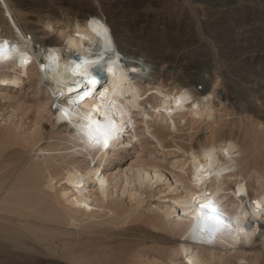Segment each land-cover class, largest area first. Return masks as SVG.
Instances as JSON below:
<instances>
[{
	"label": "bare ground",
	"instance_id": "bare-ground-1",
	"mask_svg": "<svg viewBox=\"0 0 264 264\" xmlns=\"http://www.w3.org/2000/svg\"><path fill=\"white\" fill-rule=\"evenodd\" d=\"M90 2L64 0L63 15L50 7L25 33L0 0V43L8 41L0 59V264H225L233 253V263L264 264V207H256L264 206V176L248 174L246 131L216 137L217 118L230 113L214 99L228 100L229 86L221 79L220 94L216 82L194 89V73L174 74L163 52L152 61L154 47L142 40L125 44ZM98 57L109 76H97L104 98L97 91L69 104L76 62ZM24 88L33 101L19 94ZM100 103L117 126L107 149L90 145L83 119L103 122ZM262 121L252 126L263 130ZM218 199L222 226L197 205Z\"/></svg>",
	"mask_w": 264,
	"mask_h": 264
},
{
	"label": "rangeland",
	"instance_id": "rangeland-1",
	"mask_svg": "<svg viewBox=\"0 0 264 264\" xmlns=\"http://www.w3.org/2000/svg\"><path fill=\"white\" fill-rule=\"evenodd\" d=\"M62 1L64 0H6L15 21L25 33L28 24H37L36 21L41 15L50 14L48 12L50 7L56 14L61 12L63 15L66 11L61 4ZM89 1L106 18L113 30L116 32L118 29L122 30L125 44H137V41L142 40L140 42L154 47L151 50L153 55H148L152 61L162 59L163 53L168 54L167 64L174 62V74H183L185 70L194 73L198 78L193 85L194 89H200L207 82H216L215 90L220 94L225 85L226 88L229 86L227 90L231 95L229 94L228 100L214 99V107L221 109L219 113H230L225 116L222 114L220 119L217 118L216 122L220 129L216 137L222 139L225 134L237 133L234 137L239 139L241 134L246 133L248 142L245 153L249 154L246 158L248 174L255 178L257 174L255 171H261L264 176V129L258 131L255 128L258 119L264 121V0ZM136 13L142 15L137 18ZM115 38L117 39L116 36ZM216 74L222 75L223 78ZM212 75L214 80L216 78L215 81H212ZM221 79L225 80L223 81L225 85L222 84ZM19 94H23L27 101L34 100L35 92L31 89L24 88ZM239 106L245 110L241 111ZM27 116L33 117L32 111H29ZM42 123L49 124L44 120ZM205 126L203 122L191 130L194 138L201 137L205 132ZM188 131L183 132V137H187ZM166 158L170 159V157ZM132 159L134 157H129L126 163ZM250 185L254 187L255 181H251ZM6 192V189L0 190V201ZM155 197L157 195L151 198ZM13 221L24 223L17 218ZM236 255L237 253H233L226 259L228 262L225 264H237L232 262Z\"/></svg>",
	"mask_w": 264,
	"mask_h": 264
},
{
	"label": "snow or ice",
	"instance_id": "snow-or-ice-1",
	"mask_svg": "<svg viewBox=\"0 0 264 264\" xmlns=\"http://www.w3.org/2000/svg\"><path fill=\"white\" fill-rule=\"evenodd\" d=\"M8 50V41L5 40L0 43V59L5 58L6 52ZM43 69V65H41ZM105 70L104 63L102 62V58H97L96 60H88L85 59L83 62H76L75 69L72 70L73 76L77 77V81L74 85L68 86V94L69 97H72L75 94V98H70L68 100L69 104H79L80 101H85L90 96L95 98V93L99 91L100 98L103 99L105 96V92L107 89L103 91L100 90L97 86L100 81L97 79L96 73H101ZM107 71L109 73H113L114 69L111 65L107 67ZM135 71V69H133ZM82 81V83H81ZM90 86V87H89ZM104 108L102 103L95 105L94 112L103 117V122L101 120L93 119L92 114H88L83 117L87 121L85 127L88 129V139L90 145L93 147H103L107 149L110 144V140L115 136L117 132L116 121L114 119V113L101 109ZM64 115H68L67 112ZM239 195V191L236 193ZM257 209H262V204L260 202H256ZM204 209L210 210L213 215H209L206 217L208 221H210L213 225L222 226L224 224L223 219L219 215V210L216 207L215 203L212 200H208L206 203L200 204V210L203 212ZM215 229H213L214 231ZM243 232V229H240ZM191 264V261H189Z\"/></svg>",
	"mask_w": 264,
	"mask_h": 264
},
{
	"label": "clouds",
	"instance_id": "clouds-1",
	"mask_svg": "<svg viewBox=\"0 0 264 264\" xmlns=\"http://www.w3.org/2000/svg\"><path fill=\"white\" fill-rule=\"evenodd\" d=\"M213 202L215 203V205H216V207L218 208V210L220 211V212H223L224 213V211H223V208L220 206V204L216 201V200H213ZM202 212V211H201ZM200 212V213H201ZM197 224H201V221H199Z\"/></svg>",
	"mask_w": 264,
	"mask_h": 264
},
{
	"label": "built area",
	"instance_id": "built-area-1",
	"mask_svg": "<svg viewBox=\"0 0 264 264\" xmlns=\"http://www.w3.org/2000/svg\"><path fill=\"white\" fill-rule=\"evenodd\" d=\"M99 74H100V73H96V76H98V77H99Z\"/></svg>",
	"mask_w": 264,
	"mask_h": 264
}]
</instances>
